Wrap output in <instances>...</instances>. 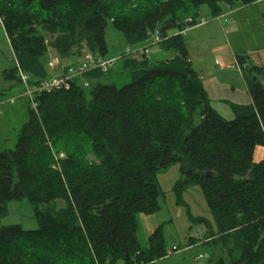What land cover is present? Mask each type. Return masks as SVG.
Returning <instances> with one entry per match:
<instances>
[{"label": "trees", "instance_id": "1", "mask_svg": "<svg viewBox=\"0 0 264 264\" xmlns=\"http://www.w3.org/2000/svg\"><path fill=\"white\" fill-rule=\"evenodd\" d=\"M258 1L0 0V18L19 65L41 80L50 75L47 56L74 62L86 49L109 57L110 22L135 47L156 29H182L202 6L217 17L225 5ZM160 50L177 56L125 61L133 82L122 88L98 83L86 94L74 83L39 95L37 112L28 107L15 148L0 152V219L12 201L38 208L62 200L65 207L36 211L37 230L1 228L0 264H155L168 255L164 226L144 248L137 215L160 210L158 174L176 163L182 174L176 190L197 185L204 194L213 226L200 224L211 230L209 243L220 240L231 264H264V160L254 158L264 147V85L251 81V109L225 120L189 61L184 37H170ZM5 73L18 78L16 68ZM73 133L84 137L83 148L59 146ZM40 240H57L63 255L30 248Z\"/></svg>", "mask_w": 264, "mask_h": 264}, {"label": "rangeland", "instance_id": "2", "mask_svg": "<svg viewBox=\"0 0 264 264\" xmlns=\"http://www.w3.org/2000/svg\"><path fill=\"white\" fill-rule=\"evenodd\" d=\"M199 12V18L208 19L209 24L192 29L184 36V40L194 71L205 77L202 85L208 91L211 102H214L219 116L230 121L236 117V114H241L240 111L251 109L250 82L257 79L264 85V73L260 71L264 70V0L250 6H243L238 2L233 9L230 6H223V15L217 18L225 16L227 20L223 17L219 21H213L214 17L207 6H202ZM230 20L231 25L228 26ZM172 33L170 31V34ZM42 34L48 41H51L50 34L43 31ZM106 39L110 55L121 53L128 47H125L127 42L124 34L118 31L111 22L106 30ZM137 46L149 47L151 53L149 57L139 56L133 60L142 61L144 58L154 61L164 60V57L160 55L161 44H154L152 36ZM227 50L243 57L248 65L244 67L236 62V66L231 67L239 70L240 73L245 70L244 79L241 77L239 84L225 82L220 78L218 80L221 83L209 80L211 74H219V68L220 72L225 70L228 59L225 58L224 52ZM85 51L86 49L83 53ZM47 59L49 56L46 57V61ZM72 60L64 59L63 62L72 63ZM46 61L44 59L45 64ZM16 62L18 60L13 53L0 18V152L15 148L20 131L29 120L30 99L26 95L27 87L18 80V75V78L13 80H7L4 75L7 70L16 68ZM120 68L121 65L101 78L90 77L91 87L85 89L86 94H89L91 88L98 83L115 85L118 88L132 83V71L127 70L123 65L122 69ZM226 73L225 71L224 74ZM32 81L37 82L38 80L32 79ZM68 143L81 145L80 147L83 148L86 140L82 135L73 133L63 140L59 139L58 142L59 146ZM60 150L56 152L58 160L66 158V152L63 149ZM260 150L258 152H262ZM90 159L97 161L93 155ZM181 180V163H176L158 174V185L162 191L159 201L160 210L150 215L143 213L137 215L138 236L142 247L146 248L151 234L158 227L164 226L168 255L157 261V264H231L227 250L220 240H217V245L209 243L208 237L211 236V230L205 228V224H200V220L204 219L213 226V216L201 188L197 185L185 186L177 191L176 186ZM64 207L65 202L62 200L50 205L44 204L38 208H34L27 200L9 202L6 205L4 217L0 219V229L17 225L24 230H37L39 226L35 218L36 211H45L48 208V210L58 212ZM202 229L203 232L200 234L199 231ZM195 240L200 242L195 244L193 243ZM203 241H207L208 244H203ZM33 247L42 251L52 248L58 252V255H63L62 248H59L61 245L57 240L36 241L31 243L30 248ZM174 248L179 249L174 251ZM199 255H206V258L195 261Z\"/></svg>", "mask_w": 264, "mask_h": 264}, {"label": "built area", "instance_id": "3", "mask_svg": "<svg viewBox=\"0 0 264 264\" xmlns=\"http://www.w3.org/2000/svg\"><path fill=\"white\" fill-rule=\"evenodd\" d=\"M225 17V16H223ZM223 17H214L212 20H221ZM209 20L206 18H187L184 22V26L179 30H171L174 33L163 34L160 30L156 29L151 35L154 44H162L172 36L182 35L183 37L192 29L209 24ZM151 49L146 46L125 48L121 53L115 57L104 58L99 55H95L92 52H84L81 58H78L76 62L71 64L64 63L60 57L49 56L46 65L48 67L50 75L47 78L32 81L30 75L23 71L18 62H16L17 75L22 84L27 87V97L30 99V108L34 112L38 111L39 103L37 97L44 93H52L55 91L70 90L74 83H79L83 88L91 87V81L88 80V75L92 72H102L108 74L119 65L129 59L136 57H149ZM90 79V78H89ZM64 159V158H63ZM203 230H200L201 234ZM179 248H174L177 251ZM206 258V255H199L195 258V261H201Z\"/></svg>", "mask_w": 264, "mask_h": 264}, {"label": "crops", "instance_id": "4", "mask_svg": "<svg viewBox=\"0 0 264 264\" xmlns=\"http://www.w3.org/2000/svg\"><path fill=\"white\" fill-rule=\"evenodd\" d=\"M229 25H231V20H230V23H228V26ZM125 47H127V46H125ZM136 47H139V46H136ZM160 55H162V57H164V60H169V59H173L175 56H177V53H175V52H164V51H161L160 50ZM120 53V52H119ZM119 53H115V54H113V55H110V56H116V55H118ZM224 56H225V58L226 59H228L227 60V62L228 63H226V65H225V70L223 71V72H220V68H219V74L218 75H214V74H211V76L209 77L210 79L209 80H215L217 83H221L219 80H218V78H220L221 80H223V81H225V82H234L235 84H239L240 83V79H241V77L244 79V71L245 70H243L241 73H240V71L239 70H236V69H234V68H231L232 66H236V62H239V63H241V62H245V64H243V63H241L244 67H247L248 65H247V63H246V61H245V59L243 58V57H241V56H239L238 54H236V53H234L233 51H229V50H227V51H225L224 52ZM133 59H135V58H133ZM77 61V60H76ZM76 61H74V62H76ZM189 61L192 63V60H191V58H190V55H189ZM73 63V62H72ZM68 64H71V63H68ZM221 66H224V65H221ZM227 68H230V69H227ZM120 69H122V65H121V68ZM225 71L227 72L226 74H224L225 73ZM199 75V74H198ZM199 77H200V79H201V81L203 82L205 79V77L204 76H202V75H199ZM90 78V77H89ZM88 78V80H90ZM91 81V80H90ZM212 87V86H211ZM206 90V89H205ZM207 91V90H206ZM207 93H208V91H207ZM249 93V92H248ZM208 96H209V93H208ZM251 98V97H250ZM251 101H252V99H251ZM212 103V106L214 107V102H211ZM216 103V102H215ZM217 103H219V102H217ZM215 108V107H214ZM215 110H216V108H215ZM217 111V110H216ZM236 118V117H235ZM234 118V119H235ZM233 119V120H234ZM259 149H261L262 150V152H258L259 151ZM260 150V151H261ZM258 153V154H257ZM260 155H261V158H260ZM255 162L256 163H259V162H261V161H263L264 160V147H258L257 149H256V152H255ZM197 242H200V241H197V240H195L193 243H197ZM203 244L204 243H207V241H203L202 242ZM161 260V259H160ZM159 261V260H158ZM155 264H157V262L155 263Z\"/></svg>", "mask_w": 264, "mask_h": 264}]
</instances>
